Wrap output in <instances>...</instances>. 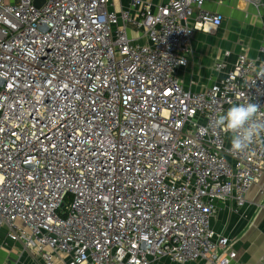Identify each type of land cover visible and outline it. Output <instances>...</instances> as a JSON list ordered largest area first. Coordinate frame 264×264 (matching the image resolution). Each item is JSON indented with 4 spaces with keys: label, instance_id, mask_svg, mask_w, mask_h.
Masks as SVG:
<instances>
[{
    "label": "built area",
    "instance_id": "built-area-1",
    "mask_svg": "<svg viewBox=\"0 0 264 264\" xmlns=\"http://www.w3.org/2000/svg\"><path fill=\"white\" fill-rule=\"evenodd\" d=\"M39 1L0 0V245L42 264L232 263L211 222L221 200L244 207L264 142L232 153L212 121L264 112V47L193 91L177 71L193 33L221 23L206 0Z\"/></svg>",
    "mask_w": 264,
    "mask_h": 264
},
{
    "label": "crops",
    "instance_id": "crops-1",
    "mask_svg": "<svg viewBox=\"0 0 264 264\" xmlns=\"http://www.w3.org/2000/svg\"><path fill=\"white\" fill-rule=\"evenodd\" d=\"M142 1L155 6L169 0ZM114 2L116 9L128 6V0ZM202 8L206 12L219 15L221 23L217 27L206 24L202 30L193 33L189 63L186 68L177 71L183 86L193 91H201L222 80L239 54H244L259 64L262 59L260 50L264 47V4L256 7L243 0H206ZM198 11V8H194L195 14ZM189 24L192 25L193 21ZM130 29L135 30L133 25ZM130 34L135 38L140 36L135 31ZM140 42L145 43L146 40L141 38ZM219 60L225 65L221 72L214 70V65ZM211 228L216 235L227 236L233 241L236 259L230 264H260L264 258V174L248 190L246 203L241 209L235 210L232 199L218 202V212L212 219ZM12 245L18 248L17 244ZM15 254L13 253L14 256H19ZM153 264L208 263L203 260L176 263L160 258Z\"/></svg>",
    "mask_w": 264,
    "mask_h": 264
},
{
    "label": "clouds",
    "instance_id": "clouds-1",
    "mask_svg": "<svg viewBox=\"0 0 264 264\" xmlns=\"http://www.w3.org/2000/svg\"><path fill=\"white\" fill-rule=\"evenodd\" d=\"M255 71L258 78L264 79V62ZM212 123L217 130L230 134L232 153L246 152L257 140L264 142V112L256 103L234 104L218 113Z\"/></svg>",
    "mask_w": 264,
    "mask_h": 264
},
{
    "label": "rangeland",
    "instance_id": "rangeland-1",
    "mask_svg": "<svg viewBox=\"0 0 264 264\" xmlns=\"http://www.w3.org/2000/svg\"><path fill=\"white\" fill-rule=\"evenodd\" d=\"M133 31L134 30H131L130 33ZM15 247L16 246L12 245L11 242L0 245V264H9L12 263V261H16V259L17 261L14 264H42L32 252L22 251L23 249L21 247ZM13 253L19 256L16 257Z\"/></svg>",
    "mask_w": 264,
    "mask_h": 264
},
{
    "label": "water",
    "instance_id": "water-1",
    "mask_svg": "<svg viewBox=\"0 0 264 264\" xmlns=\"http://www.w3.org/2000/svg\"><path fill=\"white\" fill-rule=\"evenodd\" d=\"M40 3V1L39 0H35V4H39Z\"/></svg>",
    "mask_w": 264,
    "mask_h": 264
}]
</instances>
